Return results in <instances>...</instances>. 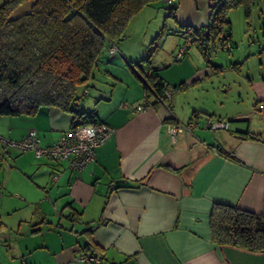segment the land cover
I'll return each instance as SVG.
<instances>
[{
  "label": "crops",
  "instance_id": "obj_1",
  "mask_svg": "<svg viewBox=\"0 0 264 264\" xmlns=\"http://www.w3.org/2000/svg\"><path fill=\"white\" fill-rule=\"evenodd\" d=\"M34 2L19 5L12 18ZM163 2L174 3L166 13L174 22L168 29L165 21L156 39L166 44L175 35L174 42L151 59L172 92L170 109L150 95L155 105L134 111L146 91L123 61L140 54L119 46L123 58L119 51L109 56L99 88L88 92V105L81 102L113 129L91 164L78 172L33 151L0 147V264H84L79 258L90 253L104 264H264V253L217 244L210 226L216 203L264 215V0L250 1L238 38L228 17L229 53L207 36L219 0ZM186 25L202 29L207 50L198 40L176 59ZM209 118L229 128L212 130ZM193 119L195 127L173 140L169 125ZM71 123L72 114L43 107L36 115L0 116V136L20 141L35 128L46 146Z\"/></svg>",
  "mask_w": 264,
  "mask_h": 264
},
{
  "label": "trees",
  "instance_id": "obj_2",
  "mask_svg": "<svg viewBox=\"0 0 264 264\" xmlns=\"http://www.w3.org/2000/svg\"><path fill=\"white\" fill-rule=\"evenodd\" d=\"M25 1L7 0L0 6V116L36 115L41 108L54 106L72 114L70 129L103 123L95 110L82 109L88 83L105 54H114L110 48L116 46L120 51L117 41L124 37L130 19L160 0H35L30 12L12 18L14 10ZM250 1L219 0L210 12L207 36H214L223 50L231 49L227 44L234 48L229 10L243 5L249 16ZM184 27L192 30L193 39L185 55L198 40L207 50L204 43L208 37L202 29ZM183 33L185 39L186 31ZM204 55L207 59V51ZM125 64L142 81L146 99L153 95L155 104L166 100L165 92L170 89L151 58L126 59ZM208 65L212 70L215 67ZM183 86L184 83L180 85ZM81 88H85L82 94ZM222 154L234 159L230 153ZM210 226L217 244L264 253V215L216 203Z\"/></svg>",
  "mask_w": 264,
  "mask_h": 264
},
{
  "label": "built area",
  "instance_id": "obj_3",
  "mask_svg": "<svg viewBox=\"0 0 264 264\" xmlns=\"http://www.w3.org/2000/svg\"><path fill=\"white\" fill-rule=\"evenodd\" d=\"M192 34L191 29L186 30L185 43L179 48L176 53V59H181L185 55L187 47L193 43V39L190 37ZM222 42V38H219ZM231 47V44H227ZM116 46L110 48V53L117 52ZM171 90L165 92V99L160 102L170 109ZM152 102L149 99H145L144 102L134 107L135 112H142L152 108ZM197 124L193 119L189 124L181 122H174L169 125L168 131L172 139L174 140L178 134L188 131L190 132ZM206 126L212 130L228 129L229 122L226 120H213L209 118ZM113 129L105 124H86L80 125L68 130V132L61 136L54 143L42 146L37 134V129L31 128L27 131L24 138L20 141L5 138L0 136V147L4 152H7L11 148H15L21 152L33 151L37 157H47L52 161L67 162L68 166L75 171H82L89 164L95 160L96 149L104 145L112 136ZM60 172L53 174V179L59 178ZM84 264H104L100 255H82L79 258Z\"/></svg>",
  "mask_w": 264,
  "mask_h": 264
},
{
  "label": "rangeland",
  "instance_id": "obj_4",
  "mask_svg": "<svg viewBox=\"0 0 264 264\" xmlns=\"http://www.w3.org/2000/svg\"><path fill=\"white\" fill-rule=\"evenodd\" d=\"M173 5L174 3L163 2V0H160L156 3L151 4L152 7H150L149 5H148L149 8L145 6L140 12L135 14L130 19L129 24L125 30L124 37H122L121 40L117 41L118 44L120 46H125V48L129 49L131 52L132 50H136L135 52L140 54L139 59L153 57V54H155V50H156V54L160 53V55H162L166 51H169L171 48V44L174 42L172 38L175 35L172 36L171 39L168 40L166 44L164 43L163 38L158 37L156 39V35L158 36V32H160L161 29L165 28V26L163 27V24H165V21L168 24V29L171 28V26L173 25V22H174L173 19L169 15L168 16L166 15V13L170 14L171 6ZM165 8H166V12L164 10ZM243 15L245 16V10H244L243 5L242 7H238V6L233 7L228 12V17H230L231 20L233 21V25H232L234 28L233 32L236 38L239 37V31L237 29L238 22L239 23L241 22V20L243 19ZM183 39H182V44L185 41V39L184 40ZM153 40L156 43H152ZM169 41H170V44H169ZM132 46H133V49H132ZM190 49L192 51V49H194V45H192ZM145 51L147 52L144 55ZM225 52L229 53L228 51H225ZM117 54L119 55V57L121 56L120 51ZM141 54L143 55L141 56ZM120 58H123V57H120ZM108 59H109V55L105 54V57L103 61L100 63L98 70H96V72L93 73V77L90 79L88 83V86L86 89H88L89 91H95L96 88H99L102 82L100 75L103 73V70H104L102 68L103 67L102 64L106 63ZM121 61H123V59H121ZM124 63L125 62L123 61V64ZM84 89L85 88L80 89L81 94L83 93ZM90 100L91 98L90 96H88V93H87L86 95H84L82 103H85L88 105V102H90ZM0 256H2V253H0Z\"/></svg>",
  "mask_w": 264,
  "mask_h": 264
},
{
  "label": "clouds",
  "instance_id": "obj_5",
  "mask_svg": "<svg viewBox=\"0 0 264 264\" xmlns=\"http://www.w3.org/2000/svg\"><path fill=\"white\" fill-rule=\"evenodd\" d=\"M171 107V106H170Z\"/></svg>",
  "mask_w": 264,
  "mask_h": 264
}]
</instances>
